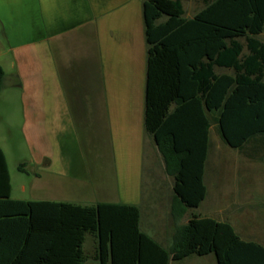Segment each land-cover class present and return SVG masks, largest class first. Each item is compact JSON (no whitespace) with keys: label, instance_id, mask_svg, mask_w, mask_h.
<instances>
[{"label":"trees","instance_id":"trees-1","mask_svg":"<svg viewBox=\"0 0 264 264\" xmlns=\"http://www.w3.org/2000/svg\"><path fill=\"white\" fill-rule=\"evenodd\" d=\"M185 1L142 5L146 130L174 179L177 220L207 196L212 125L225 145L241 153L256 139L264 142V42L258 38L264 34V0H202L204 8L193 19L184 17ZM217 68L231 74H217ZM4 79L0 65V93ZM177 117L183 121L180 132L173 127ZM140 218L135 205L11 199L0 147V235H17L15 262L7 264H85L91 259L84 249L87 235L95 241L92 259L99 264H170L210 255L216 264H264V245L242 239L228 222L195 215L176 226L165 248L141 230Z\"/></svg>","mask_w":264,"mask_h":264},{"label":"crops","instance_id":"crops-1","mask_svg":"<svg viewBox=\"0 0 264 264\" xmlns=\"http://www.w3.org/2000/svg\"><path fill=\"white\" fill-rule=\"evenodd\" d=\"M185 2H183L184 17L193 19L194 15L187 12ZM41 3L43 6L45 5L42 7L45 9V19L22 20L25 22L24 24L31 26L34 36L30 38V42H21L16 36L14 37L16 41L20 42H16V46L21 45L20 50H24L28 54L21 62V72L18 75L21 87L32 96L34 103L32 109L26 113L25 126L31 129L39 127L51 129L52 126L73 125L85 128L94 125V128H97L104 121L105 116L106 123L110 128L111 167L116 191L124 193L123 200L107 203L137 206L141 213V230L148 234L143 229L144 220L149 216L154 218L155 214L144 215L143 207L145 206L142 199L139 196L133 198L130 193L144 192L148 186L154 187L155 191L170 193V196L163 194L159 202L163 203L161 206L163 207L162 215L166 219L163 235H173L177 225L187 224L190 218L196 214L192 212L194 209L189 210L181 220H177L173 215L174 179L167 173L158 146L146 130L148 48L145 39L143 4L134 14L133 9L123 11L130 15L127 18L132 21L130 27L120 26L118 18L112 17L111 21H108L112 25L109 30L108 26L104 28L103 16L96 17V14L93 22H90L93 26L88 27L87 0H46L45 4L43 1ZM38 13L40 14V10ZM18 18L20 19V17ZM2 20L4 23L7 22L4 16H2ZM11 23L16 28L22 22L12 19ZM5 28L8 30L7 25ZM88 31H91L90 36ZM39 32L46 33L45 37L39 36L37 34ZM68 35L70 36L69 47L67 45L69 55H64L63 47L61 48L63 51L56 54L58 49L52 47V42L60 36ZM43 41L46 43L45 70L37 66L39 63L43 64L44 60V50L40 46ZM216 73L231 74V71L217 68ZM174 109L175 105L171 107L170 111ZM174 122V129L180 132L183 124L182 118L177 117ZM212 131H216L215 125L210 128L206 164L213 145ZM52 133V130H49L47 137L52 138ZM54 147L52 145L51 148L48 145L45 153L40 157L36 154L33 159L34 162H37L36 165L44 167L46 170L47 198L11 199L70 203L80 206H95L100 203L70 201L53 195V191L67 189L71 185L67 172L70 168L69 163L66 162L68 159L56 148L53 149ZM130 176L134 177L133 181L128 179ZM205 178L206 167L204 173V183L207 187L206 200L208 186ZM23 189L25 190V187ZM0 239L3 241L0 245V263L15 262L16 252L11 248L16 242L17 235H0ZM153 239L168 248L157 238ZM188 260H194V257L185 261Z\"/></svg>","mask_w":264,"mask_h":264},{"label":"rangeland","instance_id":"rangeland-1","mask_svg":"<svg viewBox=\"0 0 264 264\" xmlns=\"http://www.w3.org/2000/svg\"><path fill=\"white\" fill-rule=\"evenodd\" d=\"M41 1L44 4L46 2V0H0V65L5 72L0 93V147L8 162L12 185L11 198L25 200L47 198L46 170L36 165L37 162L33 159L36 154L40 157L45 153L48 145L51 148L55 145L53 149L56 148L68 159L66 162L70 168L67 172L71 185L67 189L53 191L54 196L92 204L121 201L124 193L116 191L111 167L110 128L105 116L97 128H94V125L85 128L73 125L52 126L51 129L46 127L31 129L25 126L26 113L32 109L34 103L32 96L21 87L18 76L21 72V62L28 54L20 50L21 45L17 47L16 42H30V38L34 36L31 26L24 24L25 19H45V9H42L45 5L43 6ZM143 1L87 0L88 27L93 26L90 22L95 19V14L96 17L103 16L104 28L108 26L109 30L112 25L108 21H111L112 17L118 18L120 26L130 27L132 21L127 20L130 15L123 11L133 9L134 14ZM185 6L187 12L194 16L204 8L202 0H190L185 2ZM1 15L7 22L4 23ZM12 19H18L24 25L19 23L21 25L18 24L15 28L11 23ZM4 24L8 26V30H5ZM37 34L44 37L46 35L41 32ZM90 34L91 31H88L89 36ZM15 36L20 40L16 41ZM258 38L264 42V34ZM69 41V35L56 38L52 42V47L58 49L56 54H60L63 47L64 55L68 56ZM241 41L245 44V40ZM40 46L44 50V60L43 64L39 63L37 66L45 70V41ZM49 130L53 132L52 138L47 137ZM211 140L213 145L206 164L205 178L208 197L192 212L228 221L243 239L264 245V142L256 139L247 146L244 153H241L225 145L216 131H212ZM20 165H24V171L19 170ZM128 179L133 181L134 177L130 176ZM163 194L170 196V193L155 191L152 186L146 187L144 192L130 193L133 198L139 196L142 199L145 206L144 215L155 214L154 218L149 216L150 219L148 217L144 220V231L160 240L166 247H170L172 235H163L166 219L162 215L163 203L159 202ZM95 247L94 239L87 235L84 249L91 259L85 264H99L92 259ZM171 264L216 262L213 255H210L194 257V260L183 262L172 261Z\"/></svg>","mask_w":264,"mask_h":264}]
</instances>
